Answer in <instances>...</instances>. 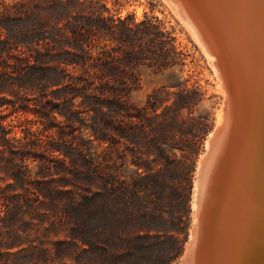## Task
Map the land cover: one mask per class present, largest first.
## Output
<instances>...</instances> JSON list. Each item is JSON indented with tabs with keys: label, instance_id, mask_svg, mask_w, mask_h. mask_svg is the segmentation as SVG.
<instances>
[{
	"label": "trees",
	"instance_id": "obj_1",
	"mask_svg": "<svg viewBox=\"0 0 264 264\" xmlns=\"http://www.w3.org/2000/svg\"><path fill=\"white\" fill-rule=\"evenodd\" d=\"M152 28L103 0H0V264H117L148 235L117 229V195H141L157 175L148 160L176 156L144 147L185 123L186 103L158 114L164 88L132 100L143 61L174 64Z\"/></svg>",
	"mask_w": 264,
	"mask_h": 264
},
{
	"label": "bare ground",
	"instance_id": "obj_2",
	"mask_svg": "<svg viewBox=\"0 0 264 264\" xmlns=\"http://www.w3.org/2000/svg\"><path fill=\"white\" fill-rule=\"evenodd\" d=\"M172 1L205 46L179 0ZM193 1L223 41L232 86L216 66L225 104L199 166L183 264H264V0Z\"/></svg>",
	"mask_w": 264,
	"mask_h": 264
},
{
	"label": "rangeland",
	"instance_id": "obj_3",
	"mask_svg": "<svg viewBox=\"0 0 264 264\" xmlns=\"http://www.w3.org/2000/svg\"><path fill=\"white\" fill-rule=\"evenodd\" d=\"M103 3L116 17L128 18L135 23L151 22L152 31L166 33L159 36L158 41L164 40L169 44L167 48H172V66L159 69L149 66L146 61L140 64V81L132 93V100L139 107H145L149 96L164 88V100L156 106L158 114L167 111L180 93L184 96L181 103L186 102L180 111V121L185 123L169 126L166 133L160 132L158 126L152 134L155 141L149 140L144 147V151L156 155L165 151L176 156L148 160L149 166L156 167L157 175L143 181L145 188L141 195L133 199L117 195V229L141 226L148 229L143 232L148 234L145 237L134 238L130 249L126 250L129 256L125 260L117 256V264H181L195 224L199 166L225 104L222 79L220 74L218 77L219 71L214 73L217 67L209 59L207 48L204 49L197 39L196 31L197 36L184 22L172 0H103ZM32 99L36 102L39 98L32 96ZM57 116L62 119L59 113ZM169 133L176 136L165 141V134L168 136ZM197 133L198 142H191ZM131 158L130 154L129 164L123 165L127 176L137 168L130 162ZM59 238L64 239L65 235ZM119 246L117 244V248Z\"/></svg>",
	"mask_w": 264,
	"mask_h": 264
},
{
	"label": "water",
	"instance_id": "obj_4",
	"mask_svg": "<svg viewBox=\"0 0 264 264\" xmlns=\"http://www.w3.org/2000/svg\"><path fill=\"white\" fill-rule=\"evenodd\" d=\"M179 2L181 3L186 13L189 15L193 25L201 35L202 37L201 39H203V43L205 44L207 50L209 52L214 53L216 57V66L220 68V70L223 72L228 82H231L230 85L232 86L231 71H230L231 66L224 56L223 48H222L223 47L222 39L219 37L217 33L215 34L214 31H212L211 27L205 21L204 17L200 13L199 9L197 8L193 0H179ZM220 70H219V74L222 79L223 76ZM181 264H183V260Z\"/></svg>",
	"mask_w": 264,
	"mask_h": 264
}]
</instances>
